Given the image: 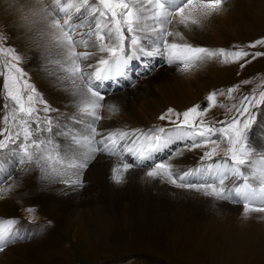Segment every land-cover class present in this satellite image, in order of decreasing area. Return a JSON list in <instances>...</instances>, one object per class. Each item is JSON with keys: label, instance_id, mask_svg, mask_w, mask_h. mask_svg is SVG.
Returning a JSON list of instances; mask_svg holds the SVG:
<instances>
[{"label": "snow or ice", "instance_id": "1", "mask_svg": "<svg viewBox=\"0 0 264 264\" xmlns=\"http://www.w3.org/2000/svg\"><path fill=\"white\" fill-rule=\"evenodd\" d=\"M228 4L229 0H9L7 7L16 12L27 41L40 51L44 77L70 97L68 106L74 111L61 112L48 103L26 79L21 52L8 43L10 37L0 36L5 111V127L0 129V185H4L0 199L19 189L15 179L5 185L17 162L25 172L35 167L41 180L83 187L84 170L104 153L117 158L110 177L114 184L126 183L132 170L143 168L145 179L242 205L245 220L254 213L264 220V149H255L250 141L258 124L254 110L264 104V85L240 95L239 106L229 108L236 115L228 121L213 123L204 116L217 105V96L232 99L233 93H240V84L226 93L210 92L204 105L183 111L169 107L158 119L170 127L105 128L100 123L123 110L121 101L112 98L114 93L104 90L105 82L126 77L133 59L160 57L182 74H191L207 61H243L244 68L264 56V51L247 50L264 46V37L227 49L192 42L209 19L228 12ZM156 70L148 61L135 69L144 76ZM103 109L108 116L101 115ZM195 149H204L202 163L187 169L174 163ZM221 150L223 157L215 160ZM38 210L35 205L26 209ZM26 238L21 221L0 218V253Z\"/></svg>", "mask_w": 264, "mask_h": 264}, {"label": "bare ground", "instance_id": "2", "mask_svg": "<svg viewBox=\"0 0 264 264\" xmlns=\"http://www.w3.org/2000/svg\"><path fill=\"white\" fill-rule=\"evenodd\" d=\"M8 4L9 0H0V25L5 27L7 37H10V40L21 46L25 51L32 53L33 59L31 63H29L28 71L30 73L29 76L34 81V85L41 90V93L46 97L48 103L54 108L59 109L61 112L74 111V109L68 106L70 97L63 90L54 89L44 77L40 51L29 44L26 39L27 33L20 27V21L16 12L9 9L7 7ZM227 7L228 12L214 19H209L205 23V26L192 37V42L212 48V46L221 43L223 34H230V32L236 33L238 26H240V22H242V30H244L246 34H256L264 28V0H229ZM83 50V48L78 49V51ZM22 55L25 56V53ZM150 59L152 58H147V60ZM198 69L201 70L200 67ZM198 69L191 74H182L177 71L174 66H169L165 63L157 66V70L150 75L144 76L139 73L134 77L135 82L133 87H124L123 84L118 85L119 87L117 88L114 85L105 86V91H108L110 94L114 93L113 99H119L121 101L123 110L118 116L113 117L111 120L101 121L100 123L103 124L105 128L127 127L131 129H145V127L148 126L146 121H149L152 115H155L154 113L158 111V105L165 104L175 109L185 108L195 101V96L200 93L199 91L210 85L219 84L221 80V84H223L233 79V76L230 77V75L226 74L230 72L228 69L224 70L226 75L223 71L219 69L214 70L211 66L197 73ZM203 73L206 74L202 76ZM262 109L264 110V107ZM101 115L108 116L109 113L106 109H103L101 110ZM145 117H147L148 120H146ZM262 117L264 121V116ZM263 121L261 120L260 123H263ZM262 130L264 131V127ZM256 146L258 150L264 149V134H260V136L257 137ZM166 155L167 153H165L164 156ZM96 156L97 159L99 158L98 160H109L107 161L109 164H116L117 162L116 159L109 156L101 154H97ZM193 161L190 153L185 151L184 155L177 158L174 163L178 167L186 169L187 166L194 164ZM112 165L114 166V164ZM145 171L146 170L143 168L132 170V177L127 183L120 184L119 187L117 184H114L111 179L109 180L103 177V185L99 186L102 188L101 196L99 197L101 198L104 194H108L110 197L109 203L107 200H102V198L97 202L79 199L82 198L81 196L90 193L89 191H83L82 188H75L77 190L75 191L73 189L71 190V187H68L64 191L70 190L72 194L66 196L58 195L55 191H49L45 187L35 186L33 180L31 182V180L26 179L27 177L25 175L26 178L23 177V169L13 173L11 179L5 177V185L12 183V180L15 179L18 181L19 189L8 197L0 199V217L17 218L14 204L16 203V199H22L26 201L27 204L39 205L45 215H47V218L55 223V226L47 229V235L42 233L43 235L41 238L39 239L38 237V242L34 240L31 241V237H29L7 247L3 253H0V264H61V260L57 255L54 256L52 262L43 261L41 258L34 256L35 250L40 247L39 243L50 244L53 250H56L59 254H63L60 240L64 238V234H60L57 229L58 227H64L65 230H69L73 225H76L78 230L83 234H81L83 236L81 238V243L84 245H89L91 243L106 244L111 241V238L119 237L118 234L113 235V233L109 230L107 231V229L106 231L101 229L102 232H99V234L95 236L96 234L90 231L89 223L91 222L88 223L90 220L87 219L88 215L86 214V217L85 213L94 206H90V204H97L99 207H108V210H104L105 212L103 210L99 212V217L102 219V222L104 223L107 221L108 224L109 219H112V215L115 216L113 217L114 221L119 219L132 220L131 210L138 205L136 203L140 199H142L140 203L145 200L144 204L146 208L152 207L151 203L155 195H152L148 190H144L145 188L139 187L148 188L149 186H153L160 187L164 190H170L172 188H170V186L166 189V187L160 183L161 180L153 181L143 178ZM93 176L97 184L98 182L100 184L99 176L96 174ZM134 190L136 193L132 194ZM177 192L187 198L185 203H181L183 204L181 206L183 213L180 216H175L173 214L164 215V217H168L169 220H174V222L165 221L167 225L171 227H188L193 235L188 234L185 237L183 232H171L170 237L166 240L157 235L159 232L157 228L130 225L126 230L128 238H145L152 242L156 241V243L157 241H164V243L176 250H187L193 258L199 257L201 253L207 249L223 252L231 258V260L214 261L215 264H247L249 263L248 261L264 264V220L257 218L261 214L254 213L253 218L245 220L241 215L242 208H238V206H230V204L225 201H221V203L207 198L202 194L192 193L189 190L183 189ZM14 196H16V199ZM156 197H158V195ZM117 206L121 207L122 212L121 210L112 211V208H117ZM155 209L160 214L163 213L160 209ZM85 210L86 212L84 213ZM94 213L96 214L95 211ZM118 215L123 216V218L118 217ZM94 216L95 215H93V217ZM18 220L21 221L20 219ZM195 239H203L205 244L200 245L197 242L194 243ZM179 240H181L180 243L178 242ZM186 241L193 242L195 244L194 247L188 246ZM44 253L46 254V252Z\"/></svg>", "mask_w": 264, "mask_h": 264}, {"label": "rangeland", "instance_id": "3", "mask_svg": "<svg viewBox=\"0 0 264 264\" xmlns=\"http://www.w3.org/2000/svg\"><path fill=\"white\" fill-rule=\"evenodd\" d=\"M241 24H242V22H240V26H238L236 33L230 32V34H227V33L223 34L221 43H219V45L212 46V48L223 47V48L227 49L232 45H247L248 43L254 41V39L256 40L258 38L264 37V28L261 31H258L256 34L250 35V34H246L245 31L242 30L243 26ZM0 36L7 37L5 27H3L1 25H0ZM8 43L11 44V46L15 47L16 49H18L21 52V54L25 53V56L22 55L24 57V62L21 64V67L26 69V73H27L26 79L30 80L33 83L34 81L29 76L30 73L28 71V67L30 65L29 63H31V61L33 59L32 53L25 51L24 49H22L21 46L17 45L12 40H9ZM247 50L249 52L264 51V46H257L256 49H247ZM147 58H152V59L147 60ZM246 59H251V57H248ZM136 61H138L140 63L142 61L143 62L144 61H150L152 64H154L156 66H160V65L166 63L160 57H148V56H141V57L137 58ZM240 63H243V61L238 62V63H234V64H222L219 61H207L206 63L202 64L204 66H202V65L200 66L201 70L206 68V67L211 66V68H213L214 70L219 69L220 71H223L225 74L226 72L224 70L228 69V70H230V72L226 73V74L230 75V77L233 76V79L230 80V82H228V83L224 82L223 84H221L222 83V80H221V82L219 84H215L212 86L210 85L209 87L204 88L203 90L199 91L200 93L198 95L195 96V101L193 103H191L190 105H188L182 109L176 108V110L177 111H183V110L187 109L188 107H191L195 104L204 105L207 103L206 97L210 92H212L214 90H224L226 93V90L229 87H231L233 85L240 84L241 85V92L240 93H233L232 99L227 98V95L217 96V101H218L217 105L215 107L211 108L206 113V115L204 116L205 120H207L209 122H213V123H215V121H217V120L228 121L232 116L236 115L235 111L234 110L230 111L229 108L233 104H236L237 106H239L240 95L247 93V92H250L252 89H256L261 85H264V56H261V57L256 58L255 60H252V62L246 64L244 68L240 67ZM213 65H216L217 67L213 66ZM201 70L198 69L197 73L200 72ZM138 74L139 73L132 74L130 76V78L126 79V81L129 84L124 85V87L125 86L133 87L134 82H135L134 77L137 76ZM205 74L206 73H203L202 76H204ZM223 78H224V76H223ZM245 80H248L249 83L241 84V81H245ZM2 86H3V76L0 75V89H2ZM114 86L116 88L119 87L118 85H114ZM37 89L41 92V90L38 87H37ZM44 98L46 99L45 96H44ZM221 104H223L224 106H220ZM3 105H4V97H3L2 91H0V129H3L5 127V125L3 123V119H2L3 116L5 115ZM37 107L42 108L43 105H37ZM157 107L156 108L158 111L154 113L155 115H152V117H151L152 119L150 118L149 121H146V120H148V118L145 117L146 118V120H145L146 124H148L149 128H152L154 126L170 127V125H168V123L166 121H160L158 119V117L171 106H166L164 104V105H158ZM263 107H264V104L260 105L257 109L254 110L258 124L253 128V131H252L251 136H250V141H251V143L255 149H257V146H256L257 137H259L260 134H264V131L262 130V128L264 127V121H263V117H262V116H264V110L262 109ZM171 108H173V107H171ZM40 114L42 116L44 115L42 112ZM49 115L55 117L56 113H50ZM261 120L263 121V123H260ZM220 126L221 125H219V124L216 125V127H220ZM224 147H226V145L221 146L222 149ZM203 151H204V149H195V150L187 151V152L190 153L191 158L194 160L193 161L194 163H202L200 157H201ZM100 154L105 155V156H109V155L104 154V153H100ZM125 155L130 156L128 154H125ZM164 155H165V153L162 154L161 156H159V159H163ZM6 156H7V153L5 154V158H6ZM109 157L117 160V158L114 156H109ZM222 157H223V151L221 150L220 153L216 157H214V159L220 160ZM98 159L96 156V159L90 163L89 167L86 170H84V172H83L84 186L83 187L68 186V185H66L62 182H59V181L52 182V181H47V180H41L40 179V173L37 169H35V167H33L34 169H32L31 171H28V172L23 171L22 175H23V177L26 176L27 178L26 177L25 178L28 180H31V182L33 180V183L35 186L45 187L49 191H51V190L55 191L56 194L58 193V195L68 196L69 194H72V192L70 190L64 191L68 187H71V190L73 189L75 191H77L76 190L77 188H82L83 191H86V192L89 191L90 193H88V195L86 194V195L81 196L82 198H79V199H82L85 201H92V202L96 201L97 202L99 199L102 198V200H104V201L107 200L109 203L110 197L108 196V194H104V196L101 198L99 197V196H101V192H102V188H100L99 186L103 185V179L104 178L110 180L111 169L113 167L112 164L115 165V163L109 164V162H107L109 160H107V159H105V160L104 159L98 160ZM14 168H15V170H13L12 175H13V173H16L17 171H20L21 169H23L24 166L17 162V163H15ZM187 168H190V167H187ZM94 174L99 176L100 184H99V182L97 184L95 177L93 176ZM160 183H162V185H164L166 187V189L170 186H171L170 188H172V189L164 190L160 187H153V186H149L148 188L147 187H139V188H143V189L145 188L144 190H148L152 195H155V197L152 199V203H151L152 207H147V208H146V205L144 204L145 200L142 201L143 203L142 202L140 203V201L142 199H140L139 201L137 200L138 202L136 204H138L137 205L138 207L136 206V207H134V209L131 210L132 220L119 219V220L114 221L113 217H115V216L112 215L111 216L112 219H109L108 224H107V221H105L103 223L102 219L99 217V212L101 210H103V211L108 210V207H99L97 204H90V206H92V205H94V206H92L88 212H86V210L84 211V213L86 212L85 215L86 214L88 215V217L86 215L87 219L90 220V221H88V223L91 222V223H89L90 231L94 232L96 234L95 236H97L99 234V232H102V230L106 231V229H107V231L108 230L111 231L113 233V235L118 234L119 237L113 238V239L111 238L110 239L111 241L106 243V244L91 243L89 245H84L81 243V238L83 237L82 236L83 234H82V232H80L78 230V227H76V225H73L70 228L71 230L70 229L65 230L64 227L63 228L58 227L57 229L59 230L60 234H64V238L60 240L61 241L60 246L63 249V254H59L56 250H53L51 248L50 244L39 243L40 247H38L35 250L34 256L41 258L43 261L46 260L47 262L48 261L52 262V259L54 258V256L57 255L58 258L61 260V264H215L214 261H217V260H231V258L227 254L220 252V251H216V250L214 251V250H208L207 249V250L203 251L199 257L193 258L190 256V254L187 250L186 251L176 250L173 247L164 243V241H157V243H156V241L152 242V241L146 240L145 238H142V239H140L139 237L135 238V239L134 238H132V239L128 238L126 230L129 228L130 225H140V227L146 226V227H150V228H153V227L157 228L159 230L157 235H159L160 237H162L166 240L170 237L171 232L172 233L183 232L185 237L188 234H192L188 227H181V226L171 227L170 225H167L166 221L174 222V220H172L171 218H170L171 220H169V218L164 217V215L173 214L175 216H180L183 213V210L181 208V206L183 204H181V203H185L187 198H186V196L177 192V191H182L183 189L177 188V187L175 188L174 185L167 183L165 181H162V180L160 181ZM165 183H166V185H165ZM51 185H52V187H51ZM119 186L120 185H118V187ZM60 188H62V189H60ZM184 190H186V189H184ZM157 191H158V193H157ZM174 191H176V192H174ZM189 191H191V190H189ZM191 192L196 193L194 191H191ZM134 193H136L135 190L132 192V194H134ZM172 193H174L175 195ZM157 195H158V197H156ZM14 198L16 199V196H14ZM90 198H91V200H90ZM207 198H210V197H207ZM210 199H213V198H210ZM213 200H215V199H213ZM218 202H221V201H218ZM14 205H15L14 208H15V213H16L17 218L21 220L23 227H27L31 232V236H30L31 241L34 240V241L38 242L43 234H46V235L48 234L46 231L49 227L55 226V223H53L52 221H51V224L49 223L50 219L47 218V215H45V213L43 212L42 208L39 205H35L39 209L35 213H29L26 211L27 207L29 205H32V204H29V203L27 204V202L23 201L22 199H16V203ZM230 206H238V208H242L239 205L230 204ZM154 207L157 209H160L161 212H163V213L160 214ZM113 210H119L120 211L121 207L117 206V208H112V211ZM94 211L96 212V214L94 213ZM121 212H122V210H121ZM93 215H95L94 217H96V216L97 217L94 218ZM89 217H91V218H89ZM118 217L123 218V216H121V215H118ZM0 218H2V217H0ZM93 220H95V221H93ZM98 220H100V221H98ZM96 223H99V224H96ZM103 225H105L106 228ZM60 228H61V230H60ZM38 237H39V239H38ZM180 241L181 240H179L178 242L180 243ZM186 242L188 243V246H190V247H194L195 242H197L200 245L205 244V241L203 239H195L194 243L191 241H186ZM189 243H191V244H189ZM46 246H48V247H46ZM44 252H46V254ZM41 253H43L45 255H43ZM252 261H254V260H252ZM248 262L249 263H247V264L259 263V262H255V261L254 262L248 261Z\"/></svg>", "mask_w": 264, "mask_h": 264}]
</instances>
